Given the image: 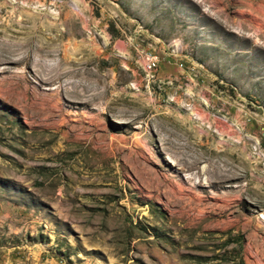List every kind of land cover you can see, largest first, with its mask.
Returning a JSON list of instances; mask_svg holds the SVG:
<instances>
[{"label":"rangeland","instance_id":"374dc122","mask_svg":"<svg viewBox=\"0 0 264 264\" xmlns=\"http://www.w3.org/2000/svg\"><path fill=\"white\" fill-rule=\"evenodd\" d=\"M261 215L264 0H0V264H264Z\"/></svg>","mask_w":264,"mask_h":264},{"label":"built area","instance_id":"2783aa9c","mask_svg":"<svg viewBox=\"0 0 264 264\" xmlns=\"http://www.w3.org/2000/svg\"><path fill=\"white\" fill-rule=\"evenodd\" d=\"M147 62H148V65L149 67L151 68L152 72L154 71V69H156L157 67V58H156V55L151 52V51H146L143 53Z\"/></svg>","mask_w":264,"mask_h":264},{"label":"bare ground","instance_id":"6f19581e","mask_svg":"<svg viewBox=\"0 0 264 264\" xmlns=\"http://www.w3.org/2000/svg\"><path fill=\"white\" fill-rule=\"evenodd\" d=\"M147 70H148V72H151L152 71L151 68L148 65V62H147ZM261 217L264 218V216H262V215H261Z\"/></svg>","mask_w":264,"mask_h":264}]
</instances>
